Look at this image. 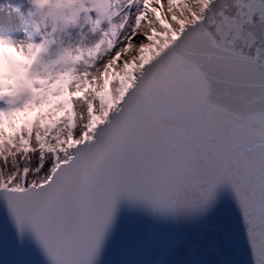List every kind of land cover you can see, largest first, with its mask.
Wrapping results in <instances>:
<instances>
[{
  "label": "snow or ice",
  "instance_id": "obj_1",
  "mask_svg": "<svg viewBox=\"0 0 264 264\" xmlns=\"http://www.w3.org/2000/svg\"><path fill=\"white\" fill-rule=\"evenodd\" d=\"M27 2L0 37L3 264H264V0Z\"/></svg>",
  "mask_w": 264,
  "mask_h": 264
},
{
  "label": "bare ground",
  "instance_id": "obj_2",
  "mask_svg": "<svg viewBox=\"0 0 264 264\" xmlns=\"http://www.w3.org/2000/svg\"><path fill=\"white\" fill-rule=\"evenodd\" d=\"M30 22L27 0H0V37L22 39Z\"/></svg>",
  "mask_w": 264,
  "mask_h": 264
},
{
  "label": "water",
  "instance_id": "obj_3",
  "mask_svg": "<svg viewBox=\"0 0 264 264\" xmlns=\"http://www.w3.org/2000/svg\"><path fill=\"white\" fill-rule=\"evenodd\" d=\"M231 216V208L228 204H224L217 216L216 223H223L228 220V218ZM238 244H239V252L234 258L239 261H246L247 255L246 250L244 249L243 245V235L242 233H238ZM14 257L9 253L7 256L5 255L4 249L2 244H0V264H3L4 259H8L11 261ZM205 258L212 261L216 260L218 257L213 253L212 250H206L205 251ZM34 259L39 260V257H34Z\"/></svg>",
  "mask_w": 264,
  "mask_h": 264
}]
</instances>
